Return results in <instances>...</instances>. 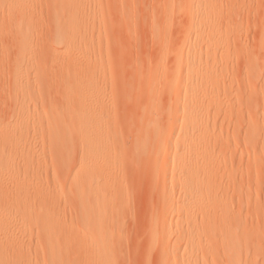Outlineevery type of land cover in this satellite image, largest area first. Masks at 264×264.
Segmentation results:
<instances>
[{
	"label": "rangeland",
	"instance_id": "1",
	"mask_svg": "<svg viewBox=\"0 0 264 264\" xmlns=\"http://www.w3.org/2000/svg\"><path fill=\"white\" fill-rule=\"evenodd\" d=\"M64 1L0 0V127L30 147L29 154L4 152L7 164L1 152L0 185L15 176L32 203L50 211L53 245L44 252L37 232L26 241L16 232L8 243L24 246L31 264H181L187 257L190 264H264V0L208 2L216 6L221 41L216 91L205 95L214 169L211 182L197 187L202 197L193 193L195 170L181 176L166 151L173 97L182 98L180 85L166 86L180 74L185 39L195 28L194 0H70L62 8ZM54 5L53 25L47 8ZM22 12L41 13L37 40L16 42L9 34ZM201 53L210 58L212 49ZM20 79L28 87L21 130L13 125ZM100 103L107 107L102 124L117 138L99 143L91 156L86 136L101 119L91 114ZM145 109L153 119L147 134ZM55 119L59 130L49 131ZM173 132L179 150L190 149L179 123ZM145 134L149 147L142 153ZM102 146L116 156L103 157ZM179 153L201 161L195 151ZM82 181L93 183L86 201L76 188ZM185 200L193 203L183 206ZM13 212L0 218L13 215L6 219L17 231L38 229L40 215ZM6 219L3 227L11 225Z\"/></svg>",
	"mask_w": 264,
	"mask_h": 264
},
{
	"label": "bare ground",
	"instance_id": "2",
	"mask_svg": "<svg viewBox=\"0 0 264 264\" xmlns=\"http://www.w3.org/2000/svg\"><path fill=\"white\" fill-rule=\"evenodd\" d=\"M69 1L70 0H65L64 2H62L64 4V6H62V8L65 6L68 7ZM208 2H209V0H194V2H193L194 4L191 5L190 16L196 22L195 28L192 32L189 33V35L185 39V42L187 44V49H186V51L183 50L181 52V56L179 58L180 74L173 80V82H171V84H168L166 86V88L168 90L175 88L177 85H180L182 87L181 91H180L182 98H180L179 95L173 97L174 99H176V106L174 107V112L171 114V120L169 123V133H171V138H170V144H168L166 151L167 152L169 151L170 153H172L171 158H172L173 162H178V164H180L179 168L181 171L180 172L181 176H183L185 174L184 172H188L189 170H192V169H193V171L195 170V176L192 177L190 175L193 179V181H192L193 185H197L195 187L193 193L198 194L201 197H202L204 191H202V190L198 191L197 187H198V185L205 186L206 183L211 182V174H212L211 170L214 169V165L211 161L208 160V154H207L208 153V145H207L208 144V140H207L208 124L210 123L211 120H210L209 115L207 113H205V110L208 107V104H207L208 101L206 100L205 95L208 94L209 92L211 94H213V93L215 94V91H216V86H215L216 85V74L218 73V71L214 66V64H215L214 56L216 54V52H215L216 45L215 44L217 42H219L218 40L221 41L220 37L217 38L218 35L220 36V34L219 33L217 34V32L214 30V25H215L216 20H217L216 6H214L213 4L212 5L208 4ZM56 8L57 7L55 5L49 7V10L47 8V11L49 12V16L51 18V23L53 22L52 23L53 25H54V22L56 21V16H57V15H55L56 14ZM39 9H37V10H39ZM30 12H32V11H30ZM39 15H38V18H39ZM43 15H44V12H43ZM38 18L36 16V13L35 14L29 13V15H28V13L22 12V14L17 16V22L15 24H13L12 30L9 32V34L13 37V38L12 37L11 38L16 42H21L22 40H31V41L34 40L35 37H37V33L35 31L37 28L36 26L39 23ZM33 32H35L36 35H33L32 34ZM37 39H38V37H37ZM37 39H35V40H37ZM205 47H207L209 50L212 49V54H211V56H209L210 58H208V55H206V57H203V54L201 53L202 49ZM222 53H224V47H223ZM222 55L224 56L225 54H222ZM21 59L23 60L22 57H21ZM22 84L23 83L20 79L18 82H16V85H15L16 91L20 94L21 98L19 96H17V98H16V101H17L18 97L20 99H19V101L16 105V108L14 110V112L16 113V116L14 118L15 120L13 123V125L18 127V129H20V130H21V128H23V126L25 124V119H24V108H25L24 104H25V102H24L23 97L26 96V94H27L26 91L28 89V87H26V85H25V87H23ZM218 94H219V91H218ZM105 104L100 103V105H98L97 109L91 113L93 115V117L101 118L99 120L97 126L90 128V131L88 132V134L86 136V139H87L86 151L91 156L96 154V152H94V150H95V148H97V145L99 143H101L103 145L104 142H107L109 140H114L115 138H117V134L115 132H113V134H112V131H110V128L108 126H105L104 124H102V119L104 118V116L107 115L106 114L107 107ZM212 105H214V104H212ZM90 111H91V109H90ZM178 113L181 114L180 120L178 118L174 117V115L178 114ZM142 115H143L141 117L142 119L140 118L141 123L143 124L144 127L147 126L146 127V134H147L148 128L150 129L152 127L153 119H152V116L149 112V109L148 110L145 109L144 113ZM83 117H84L83 115H79L77 118L82 119ZM57 123H58L57 119H55L54 122H50L49 131H50V129L52 132L58 131L59 127L56 126ZM176 123H179L182 126L183 131H184V141L182 144H187V143L192 144L190 149H188L187 151H184V150L180 151L177 144L173 143V137H174L173 126ZM194 126H196V128L194 131H192ZM9 128L10 127L6 126V125L3 127H0V150H1L0 154H1V152H2V154L4 152H6L8 154V153H10L11 150H14V152H15V150H17L19 153L27 152L29 154L30 153L29 145L27 146V144L24 143V141L22 139L21 140L18 138L15 139L16 134H14L15 138L12 137L13 136L12 130ZM146 134L138 142V146H139L138 149H140L142 153L143 152L145 153L147 147H149V145H148L149 141L145 140ZM17 137H19V136H17ZM136 145H137V143H136ZM111 147H112V145H111ZM101 148L104 151L102 154V155H104L103 157L107 158V156H105V155H108L111 152H114V156H116L115 148H114V151L111 150L109 148V146L107 148H104L102 146ZM263 148H264V145H263ZM193 151H195L196 153H199V155L201 156V161L198 164H193L191 158L186 159L184 157L183 153H179V152L191 153ZM7 154H6V156H7ZM118 154H119V152H118ZM8 157H9V154H8ZM2 158L4 161V159H5L4 154H3ZM104 160L105 159H102V161H101V167L102 168L104 167V165L106 167L105 162L103 163ZM5 161H6L5 164H7V160H5ZM1 162H2V160H0L1 165L4 164ZM29 163L32 164V161L29 160ZM84 164H85L84 161H82L81 165L83 167H86V166H84ZM95 164H97V163H95ZM1 165H0V168H1ZM88 165L87 166L90 167L91 162ZM25 167H26V165H25ZM101 167H100V165H98L97 169H95V166H92L91 170H93V171L98 170L99 171L101 169ZM4 168L7 169L6 165ZM8 172L6 171L7 175H8ZM15 172H17V171H14V175H15ZM9 174H10V172H9ZM12 174H11V176H12ZM101 174H102V172H101ZM107 175H105V174L103 175L104 179L108 177ZM12 177L10 178L11 180H8L7 184L0 185V212H3V211L13 212L14 211L12 214L19 213L17 215H20V213L22 215H24V214L32 215V213H33V214H35L36 217H39V215H40V217H39V221L37 220V223H36V225H37L36 228H38V229H35V230L33 229L34 231L32 230L31 227H30L31 230H29V229L27 230L26 228L24 229V226L23 227L21 226L22 230L17 231L18 227L15 225L17 227V229H15L14 228L15 226L13 227V225L11 224V221L9 222L8 219H6L7 217L9 218L10 215L9 216L6 215V216H4V218L6 217L5 219L11 225L3 227L2 226L3 224L1 223L2 222L1 220H3V219H2V217L0 218V264H10V263L31 264V261H30L31 258L29 259L28 254H25V251L23 249L24 246H17V245H19V244L16 245L17 240L15 242L12 241V242L8 243L10 240L8 241L6 238L11 239V237L13 235H15L16 232H18V234H20V236H21L20 237L21 239L22 238L24 239L25 237H28V236H29L28 237V239H29L30 237L32 238V236H33L32 234H34L33 232H35V233L37 232L35 235H38V236L40 235L39 242L40 241L42 242V245H43L42 250L44 252L50 251L52 249V245H53L51 238H48L51 236L50 235V233H51L50 228L52 226L51 215H50V211H48V209L45 206L37 204L38 207H36L34 205V203H32L33 201H31L30 197L25 192L20 190L18 179L15 178V176H14V179L12 180ZM9 178H7V179H9ZM115 179L117 180V178H115ZM1 181L2 180H0V182ZM105 181H106V179H105ZM92 184H93L92 182L87 181V182L83 183V181H82L76 185V188L78 190V195H80V198H83L84 200L86 199V193L91 190L89 188L92 186ZM195 200L198 204L200 203L199 202L200 200H197V199H195ZM190 202L193 203L192 201L185 200L182 203V205L183 206L185 204L189 205ZM176 209H178V207H176ZM11 216H13V215H11ZM13 217H11V218L13 219ZM5 219L3 221H5ZM14 219H15V217H14ZM14 224H16V223H14ZM212 224H214V223H212ZM30 235H32V236H30ZM235 236H237V235H235ZM235 236L232 235L229 237L231 245L237 243V239ZM18 237L16 239H18ZM20 238L18 240H20ZM3 239H6V241ZM25 239H24V241H26ZM156 240L154 239L155 242H156ZM29 241L31 242V240H29ZM39 242H38V244H39ZM18 243H19V241H18ZM152 244H154V242ZM37 245H36V247H37ZM40 245H41V243H40ZM27 246L30 247L28 245V243H27ZM45 249H47V251H45ZM193 249H194L193 247H190V251H192ZM32 250H33V248H32ZM187 251L188 250H186V252ZM29 253H30V251H29ZM236 263H238V264H253L249 261H244L243 263H240L239 260ZM181 264H190L189 257H187L186 259L183 258V260L181 261Z\"/></svg>",
	"mask_w": 264,
	"mask_h": 264
}]
</instances>
